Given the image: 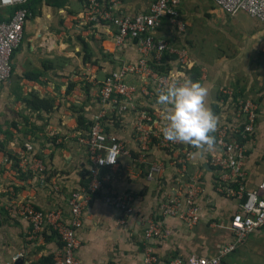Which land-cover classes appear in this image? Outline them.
<instances>
[{"label": "crops", "instance_id": "crops-1", "mask_svg": "<svg viewBox=\"0 0 264 264\" xmlns=\"http://www.w3.org/2000/svg\"><path fill=\"white\" fill-rule=\"evenodd\" d=\"M153 1L124 0L121 11L127 16L145 13ZM211 3L181 0L185 31L178 32L162 18L157 36L188 51L185 70L177 66L174 54L166 53L174 57L167 61L168 72L205 84L210 89L208 104L220 123L232 120L236 102L250 99L256 103L257 124L245 164L248 187L255 188L264 179V23L245 12L226 19ZM82 11L81 0L36 3L24 26L23 40L13 53L11 76L0 89V264H7L18 253L22 257L16 264L51 262L60 248L58 237L45 230L31 239V225L15 214L13 206L31 200L38 209H61L69 215L71 193L88 184L91 165L86 147L77 137L86 134L102 112L100 85L139 57L135 41L115 45V27L99 24L91 32L82 29L76 20ZM239 15H246V20H239ZM9 16L10 12L0 14V21ZM222 90L230 94L224 95ZM33 99L46 105H34ZM156 100L137 96L132 107L119 101L102 121L106 133L118 138L130 154V158L121 157L116 168L102 171L104 186L131 195L133 214L121 223L123 213L107 205L102 194H95L77 232L79 264H143L148 248L160 264H167L175 257L214 256L218 248L232 241L228 226L239 213V202L215 189L217 174L208 164L209 153L215 150L186 163L187 174L199 176L203 185L197 200L199 224L191 228L176 218H161L159 205L177 192L181 177V168L172 160L177 154L152 147L139 163L132 130L139 110L162 117ZM29 141L35 157L47 168L43 178L21 166V153ZM187 147L178 143V152ZM153 161L163 162L165 171L149 181L146 168ZM152 218L161 223V234L147 241L146 220ZM221 264H264V229L249 235Z\"/></svg>", "mask_w": 264, "mask_h": 264}, {"label": "built area", "instance_id": "built-area-1", "mask_svg": "<svg viewBox=\"0 0 264 264\" xmlns=\"http://www.w3.org/2000/svg\"><path fill=\"white\" fill-rule=\"evenodd\" d=\"M83 11L76 20L82 29L91 32L92 27L107 24L116 28L115 45L122 47L128 41H135L138 59L126 63L101 83L99 102L101 114L94 120L88 132L77 137L78 142L86 147L90 171L88 184L71 193L68 199L69 215H64L61 209L51 211L41 210L31 200L14 205L17 216L31 225V239L45 230L53 232L60 241V248L55 252L50 264H79L76 258L78 248L77 232L82 227L85 207L95 194H102L104 202L115 210L123 213L121 223L133 214V197L129 194H118L104 186L106 182L102 175L105 169L118 166L121 157L130 158L125 145L115 136L106 133L103 119L108 111L119 101L132 107L137 96L157 99L156 89L163 84L179 78L180 73L156 71L151 61L160 62L168 54L176 56V64L182 70L189 65L188 51L169 45L164 38L157 36L162 18L178 32H184L186 23L180 15L181 0H154L147 12L134 16L122 13L124 0H81ZM217 9L227 16H235L245 12L264 23V0H212ZM30 0H0V8L15 9L6 20L0 21V89L8 81L12 73L11 59L14 51L24 37V26L32 13L28 9ZM181 72V71H180ZM138 80L139 84L130 82ZM222 93L230 94L228 90ZM232 120L220 123L214 134L217 139L215 153H209V166L217 174L215 189L226 198L239 202V213L229 223L228 230L232 241L218 248L217 253L210 257L190 256L175 257L167 264H221L222 260L233 253L246 238L264 229V179L255 188H249L245 173V164L249 147L253 144L257 124V106L250 99L236 102ZM162 117L157 112L139 110L132 124L134 140L138 147L136 161L142 163L150 148H156L172 157L180 170V180L177 192L168 195L159 205L161 218H176L193 228L199 224L200 209L198 198L203 193V185L199 176L188 175L186 163L194 148L188 146L181 153L178 143L164 139L160 129L163 126ZM35 149L31 141L24 145L21 153V166L27 172L45 177L47 168L34 155ZM104 158V159H102ZM111 159L115 163H108ZM146 180H157L164 174L165 166L161 161L148 163ZM161 234V223L158 219H147L144 231L145 240L149 241ZM148 248L144 254L143 264H160L157 257ZM22 257L21 253L12 256L7 264H16Z\"/></svg>", "mask_w": 264, "mask_h": 264}, {"label": "clouds", "instance_id": "clouds-1", "mask_svg": "<svg viewBox=\"0 0 264 264\" xmlns=\"http://www.w3.org/2000/svg\"><path fill=\"white\" fill-rule=\"evenodd\" d=\"M156 94L164 121L160 131L165 140L197 149L189 154L190 158L215 150L214 134L220 126V117L208 104L210 89L205 84L181 74L158 87Z\"/></svg>", "mask_w": 264, "mask_h": 264}, {"label": "trees", "instance_id": "trees-1", "mask_svg": "<svg viewBox=\"0 0 264 264\" xmlns=\"http://www.w3.org/2000/svg\"><path fill=\"white\" fill-rule=\"evenodd\" d=\"M40 0H30L29 2V5L28 6V9L31 11V13L33 14L34 12V8H35V5L36 3H38ZM15 9H11L9 8L7 11L10 12V14H12L14 12ZM169 57V58H168ZM171 58L174 59L173 56H171ZM170 56H168L166 53L165 55L161 58L160 62H155L154 60L150 62L151 66L156 70L158 71L159 73L161 74H164V73H167L168 70H169V64L167 61H169L170 59ZM172 59V60H173ZM174 61L176 62V60L174 59ZM33 104L34 105H40V106H44L46 105L45 102H42V101H39L37 99H33ZM31 106V104H30ZM91 126V125H90ZM90 128V127H89ZM50 264V263H49Z\"/></svg>", "mask_w": 264, "mask_h": 264}, {"label": "rangeland", "instance_id": "rangeland-1", "mask_svg": "<svg viewBox=\"0 0 264 264\" xmlns=\"http://www.w3.org/2000/svg\"><path fill=\"white\" fill-rule=\"evenodd\" d=\"M143 1H152V0H143ZM184 1H186V0H184ZM208 2H210L211 3V0H207ZM212 4V3H211ZM75 8L77 9L78 8V5H75ZM3 13H6V14H3ZM38 13V12H37ZM0 14H1V17L2 16H5V15H8L9 14V12H5L4 10H2V9H0ZM244 16H246V15H239V20H241V21H245L246 19H245V17ZM233 17H235V16H226V14H225V17L224 18H226V19H232ZM247 17V16H246ZM252 18V17H251ZM251 18H250V20H251ZM252 20H254V18L252 19ZM178 38V37H177ZM172 38H170L169 40H171ZM168 43H169V41H168ZM174 44H177V39L176 40H174V42H173ZM179 45H181V44H179ZM255 105H256V103H255ZM257 106V105H256ZM258 109V108H257Z\"/></svg>", "mask_w": 264, "mask_h": 264}]
</instances>
